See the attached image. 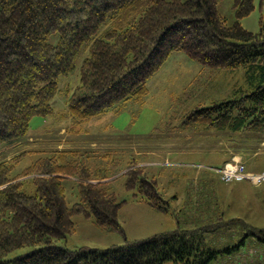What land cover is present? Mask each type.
I'll use <instances>...</instances> for the list:
<instances>
[{
    "label": "trees",
    "instance_id": "16d2710c",
    "mask_svg": "<svg viewBox=\"0 0 264 264\" xmlns=\"http://www.w3.org/2000/svg\"><path fill=\"white\" fill-rule=\"evenodd\" d=\"M221 1L0 0V264H218L228 256L241 259L244 249L255 258L250 246L259 248L264 261V226L243 219L227 222L243 235L222 249L208 244L210 227L196 232L178 226L130 241L119 221L127 200L120 199L112 181L122 178L139 202L178 215L172 207L176 197L167 199L139 160L132 159L123 168L127 172L107 181L123 171L112 170L122 163L114 156L108 168L94 171L90 161L95 155L81 150L21 146L35 117L55 114L53 100L59 95L67 100L63 116L70 122L68 131L80 134L79 127L88 121L129 102L145 103L150 80L181 54L199 62L201 71L244 68L247 77L240 94L174 112L176 123L168 124L167 131L203 126L264 136V27L253 32L241 23L258 0H235L234 24L221 14ZM77 71L78 86L60 84ZM178 95L172 94L177 100L183 96ZM28 158L32 162L21 168ZM78 215L121 233L125 243L105 249L59 245L77 232ZM24 247L33 249L7 258Z\"/></svg>",
    "mask_w": 264,
    "mask_h": 264
},
{
    "label": "rangeland",
    "instance_id": "374dc122",
    "mask_svg": "<svg viewBox=\"0 0 264 264\" xmlns=\"http://www.w3.org/2000/svg\"><path fill=\"white\" fill-rule=\"evenodd\" d=\"M234 1L222 0L220 5L221 14L229 24L237 21L233 8ZM241 23L250 31H260L264 27V0L262 2L258 0L254 12ZM201 69L199 62L185 54L174 55L150 80L151 95L145 103L129 102L98 119L88 121L79 127L80 134L68 131L70 122L63 116L67 100L64 95H59L53 100L55 109L53 116H37L32 120L29 138L24 139L25 142L21 144L22 150H81L95 155L91 156L90 161L94 171L108 168L109 160L113 156L122 161L112 167L115 172L123 170L132 159L139 160L138 166L158 179L165 197L171 201H173L172 196L176 197L172 207L178 211L176 217L180 221V227L196 232L210 227L214 231L207 234L208 244L217 249H222L228 243L237 244L243 234L238 227H228L227 224L230 223L228 221L243 219L264 226V201L252 203L249 200L252 196L250 192L241 195L235 188L237 184L223 182L218 170L228 164L244 163L248 171L256 172L252 170L253 166L244 159L245 157L241 161L236 159L235 155L243 153L252 155L255 152L254 146L258 152L259 146L256 145L260 139H264V136L233 134L210 130L203 126H192L181 132L167 131L168 124L173 126L176 123L171 119L177 115L174 112L189 111L200 104L209 105L216 99L240 94L241 89H244L247 77V70L244 68L234 72L201 71ZM79 83L78 71L60 81V84L67 88H75ZM172 94L183 96L177 100L175 99L177 96ZM172 100L176 102V106L172 107L174 103ZM15 153L17 152L12 153L11 156ZM105 154H109L110 157L103 158ZM260 158L264 159V155ZM32 160V158L25 159L20 167L28 166ZM189 161L191 163L188 164H193L192 167L183 165L187 164L183 162ZM195 164H203L209 170L202 171L204 168H198ZM128 169H124L107 181L114 180ZM246 183L248 182H243L239 186L247 187L250 184ZM111 186L119 192L120 199L127 200L119 211V221L130 241L145 239L177 228L174 215L162 213L146 203L139 202L133 192L124 188L122 178L112 181ZM75 222L77 232L67 239L58 241L59 245L70 249L79 246L105 249L125 243L121 233L107 232L84 215L76 216ZM219 226L220 229L216 230L215 227ZM32 249L33 247H24L11 252L7 258L13 259L27 254ZM249 249L255 253V258L244 249L242 251L245 253L241 251L239 254L241 259L228 256L221 262L219 260L218 264H257V262L264 264L259 257V254H263L259 248L250 246Z\"/></svg>",
    "mask_w": 264,
    "mask_h": 264
},
{
    "label": "crops",
    "instance_id": "0c3cea01",
    "mask_svg": "<svg viewBox=\"0 0 264 264\" xmlns=\"http://www.w3.org/2000/svg\"><path fill=\"white\" fill-rule=\"evenodd\" d=\"M261 142H263V143H261ZM17 145H18V143L17 144H13V145H9V146L1 149V151L2 150L11 149L12 147H15ZM263 145H264V139L263 140L260 139L258 141L257 145H256V146H259V151L258 152L256 150L257 148L253 144L252 146H254V151H255L254 154L248 155V154H244L242 152L243 154L235 155L236 156V159H238V160L240 159L241 160V159H243V157H245L244 159L248 160L251 163V165L253 166L252 167V170H254L256 172L264 171V159L263 158H260V156L264 155V154H261V153H264V146ZM262 148H263V150H262ZM240 151H242V148L240 149ZM14 152H17V150L14 151ZM239 153H241V152H239ZM13 155H15V154H13ZM183 163H187L188 164V163H191V162L189 161V162H183ZM187 164H183V165L184 166H189V164L188 165ZM239 184H243V182L242 183H235V185H236L235 188L238 189V191H239V193L241 195H244L247 192H250V194L252 196H250L249 200L252 203H254V201H255V203L263 202L264 201V185H262L260 187H256V186H253L251 184L246 183V184H248L247 187H241V186H239ZM252 203H250V204L253 205ZM173 217L175 219V223L177 224L176 227H178L179 226V220H178V218L175 215Z\"/></svg>",
    "mask_w": 264,
    "mask_h": 264
},
{
    "label": "built area",
    "instance_id": "2783aa9c",
    "mask_svg": "<svg viewBox=\"0 0 264 264\" xmlns=\"http://www.w3.org/2000/svg\"><path fill=\"white\" fill-rule=\"evenodd\" d=\"M218 173L220 174L222 181L227 184L240 182H248L254 186H261L264 184V171H248L244 163L228 164L218 170Z\"/></svg>",
    "mask_w": 264,
    "mask_h": 264
}]
</instances>
